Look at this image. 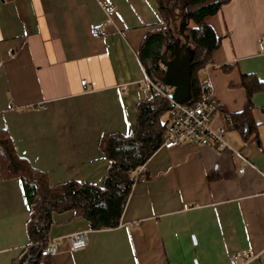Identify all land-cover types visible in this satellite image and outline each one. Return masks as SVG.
<instances>
[{
    "label": "crops",
    "instance_id": "crops-1",
    "mask_svg": "<svg viewBox=\"0 0 264 264\" xmlns=\"http://www.w3.org/2000/svg\"><path fill=\"white\" fill-rule=\"evenodd\" d=\"M207 22L222 39L209 63L220 104L214 123L239 153L161 146L118 227L53 213L49 239L59 252L51 264H235L241 251L264 250V90L252 96L257 140L246 143L225 116L244 108V75L264 82V0H229ZM96 23L105 37L92 34ZM163 27L160 0H0V129L17 154L52 185L103 186L110 160L100 140L134 134L138 104L150 97L139 87L149 75L141 48ZM29 217L22 179L0 172V264H14L29 244ZM76 232L87 245L72 250L66 236ZM246 264H264V255Z\"/></svg>",
    "mask_w": 264,
    "mask_h": 264
},
{
    "label": "trees",
    "instance_id": "trees-1",
    "mask_svg": "<svg viewBox=\"0 0 264 264\" xmlns=\"http://www.w3.org/2000/svg\"><path fill=\"white\" fill-rule=\"evenodd\" d=\"M229 0H160L165 27L150 33L141 48V59L155 81L166 73L160 63L173 60L185 43L180 34L189 38L191 50L190 76L192 97L189 104L201 96L198 71L212 62L214 52L221 45L219 37L207 18L216 15ZM233 65L224 66L230 70ZM242 85L247 90V101L239 113L225 111V116L246 143L258 139L257 124L253 118L252 96L264 90V82L253 75H244ZM172 108L171 101L157 93L139 102L137 127L133 135L118 133L105 135L100 148L110 160L103 186L68 181L52 185L46 173L33 168L20 157L6 129H0V172L4 178L22 179L29 201L30 217L27 223L29 244L14 264H51L52 256L45 253L50 243L49 231L53 213L74 210L85 217L92 229L118 227L133 185L142 177L131 175L133 169L143 166L161 147L166 130L163 116ZM212 178V177H211Z\"/></svg>",
    "mask_w": 264,
    "mask_h": 264
},
{
    "label": "built area",
    "instance_id": "built-area-1",
    "mask_svg": "<svg viewBox=\"0 0 264 264\" xmlns=\"http://www.w3.org/2000/svg\"><path fill=\"white\" fill-rule=\"evenodd\" d=\"M111 9H116L115 5ZM92 34L95 37H105L107 35L106 25L103 23L94 24L92 26ZM160 66L162 69H166V65L163 62L160 63ZM210 68L211 66L208 64L204 69L198 71V75H200L199 85L201 88V96L192 104L176 103L170 97L174 88L162 81L153 80L149 75L139 83V87L145 95L148 94L151 96L153 93H157L171 101L172 108L168 112L166 130L161 146L172 148L177 145L187 144L211 145L239 153L227 142V130L225 126L214 123V116L218 112L220 104L215 95V85L209 73ZM202 72H206L207 74L202 77ZM82 84L84 87H88L89 85L85 79L82 81ZM142 169L143 166H139L131 170L130 174L134 176L139 175ZM240 171L244 172L245 166H242ZM66 238L72 250L83 249L87 245L86 235L83 232L67 235ZM58 252L57 243L50 241L45 249V253L55 256ZM262 255H264V250L259 252L244 250L233 256V262L236 264L238 259H242V263L246 264Z\"/></svg>",
    "mask_w": 264,
    "mask_h": 264
},
{
    "label": "water",
    "instance_id": "water-1",
    "mask_svg": "<svg viewBox=\"0 0 264 264\" xmlns=\"http://www.w3.org/2000/svg\"><path fill=\"white\" fill-rule=\"evenodd\" d=\"M179 32L184 37L185 43L173 60L163 59L162 62L166 65V73L161 81L174 88L170 95L172 100L176 103L187 104L192 97L190 76L192 57L188 47L189 38L184 34V27H181Z\"/></svg>",
    "mask_w": 264,
    "mask_h": 264
}]
</instances>
